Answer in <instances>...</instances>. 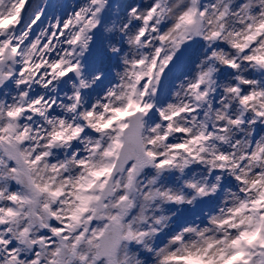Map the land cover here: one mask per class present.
I'll return each instance as SVG.
<instances>
[{"label":"snow or ice","instance_id":"1","mask_svg":"<svg viewBox=\"0 0 264 264\" xmlns=\"http://www.w3.org/2000/svg\"><path fill=\"white\" fill-rule=\"evenodd\" d=\"M0 0V264H264V0Z\"/></svg>","mask_w":264,"mask_h":264},{"label":"rangeland","instance_id":"2","mask_svg":"<svg viewBox=\"0 0 264 264\" xmlns=\"http://www.w3.org/2000/svg\"><path fill=\"white\" fill-rule=\"evenodd\" d=\"M77 0H32V4L46 7V17L52 15H61L65 12H71Z\"/></svg>","mask_w":264,"mask_h":264}]
</instances>
